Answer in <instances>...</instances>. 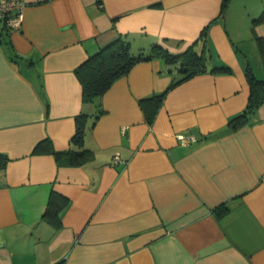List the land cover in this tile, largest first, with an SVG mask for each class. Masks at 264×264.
<instances>
[{
  "label": "crops",
  "instance_id": "0c3cea01",
  "mask_svg": "<svg viewBox=\"0 0 264 264\" xmlns=\"http://www.w3.org/2000/svg\"><path fill=\"white\" fill-rule=\"evenodd\" d=\"M23 1L19 29L0 26V264H264V103L228 126L247 65L264 78V22H252L264 0H228L223 14L221 0ZM208 24V66L228 71L179 81L151 57L99 105L81 101L75 67L118 35L134 54L180 53ZM164 92L148 124L139 101ZM100 108L84 165L32 154L45 138L67 148L75 116ZM52 191L69 199L57 227L42 218Z\"/></svg>",
  "mask_w": 264,
  "mask_h": 264
},
{
  "label": "trees",
  "instance_id": "16d2710c",
  "mask_svg": "<svg viewBox=\"0 0 264 264\" xmlns=\"http://www.w3.org/2000/svg\"><path fill=\"white\" fill-rule=\"evenodd\" d=\"M228 0H221L220 14H223ZM253 23L264 22V10L254 19ZM209 24L206 25L199 34L194 44L187 47L180 53H173L159 44H152L148 50H141L134 54L131 50L130 41L125 35H118L114 40L100 47L95 53L89 55L83 62L75 67L74 72L81 84V101L99 105L103 93L110 87L115 79L125 75L131 67L138 61L148 60L151 57H161L167 67V71H175L183 74L179 80H185L197 74L204 72H225L228 68L209 67V54L206 53L205 40ZM259 40V49L264 55V40ZM201 42V48L198 51L196 44ZM1 42V39H0ZM246 81L249 87L248 99L243 110L228 121V126L237 129L248 123L251 115L257 108L264 103V78L256 76L250 65L246 69ZM172 83L169 87H173ZM165 92L141 99L139 101L140 109L143 112L144 119L151 124L158 109L162 105ZM104 113L103 109L96 110L93 114L79 113L75 116V130L71 136L68 147L64 149H55L50 139L45 138L38 141L32 154L47 153L52 154L59 164L66 162L69 166H82L92 156V152L84 145V135L87 127H92L96 119ZM89 121H91L89 123ZM9 157L0 153V170H3ZM69 199L55 191H52L48 197L46 208L42 218L53 224L55 227L60 225V214L63 208L68 204ZM226 210L227 207L224 208Z\"/></svg>",
  "mask_w": 264,
  "mask_h": 264
},
{
  "label": "built area",
  "instance_id": "2783aa9c",
  "mask_svg": "<svg viewBox=\"0 0 264 264\" xmlns=\"http://www.w3.org/2000/svg\"><path fill=\"white\" fill-rule=\"evenodd\" d=\"M26 3L23 0H0V20L4 22L8 30H17L20 27L23 10ZM178 139L182 143H189L194 141L193 136L179 134ZM120 160L119 155L114 156V162Z\"/></svg>",
  "mask_w": 264,
  "mask_h": 264
},
{
  "label": "rangeland",
  "instance_id": "374dc122",
  "mask_svg": "<svg viewBox=\"0 0 264 264\" xmlns=\"http://www.w3.org/2000/svg\"><path fill=\"white\" fill-rule=\"evenodd\" d=\"M1 23H2V22H1V20H0V26L2 27V24H3V23H2V24H1ZM148 48H149V47H147L145 50H148ZM132 52H134V53H135V51H134V50H132ZM136 54H137V53H136Z\"/></svg>",
  "mask_w": 264,
  "mask_h": 264
}]
</instances>
